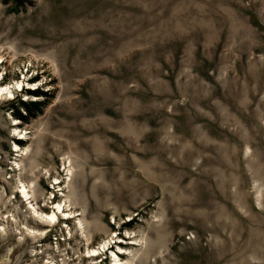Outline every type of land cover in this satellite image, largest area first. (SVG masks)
Returning <instances> with one entry per match:
<instances>
[{
  "label": "rangeland",
  "instance_id": "rangeland-1",
  "mask_svg": "<svg viewBox=\"0 0 264 264\" xmlns=\"http://www.w3.org/2000/svg\"><path fill=\"white\" fill-rule=\"evenodd\" d=\"M0 88V264H264V0H0Z\"/></svg>",
  "mask_w": 264,
  "mask_h": 264
},
{
  "label": "bare ground",
  "instance_id": "bare-ground-1",
  "mask_svg": "<svg viewBox=\"0 0 264 264\" xmlns=\"http://www.w3.org/2000/svg\"><path fill=\"white\" fill-rule=\"evenodd\" d=\"M6 91H7V93H11L10 91H9V89L8 88H6L5 89ZM5 91V92H6ZM4 92V89H2V88H0V94L1 93H3ZM19 191H17V192H20L21 193V195H22V197H24L25 199H26V201H28V204L30 205V209L32 210V212L34 213V214H36L38 217H39V219H40V223H42V225H47L48 227H51L52 225H54V224H56L58 221H59V219H58V217H57V215L54 213V212H52L51 214H46V215H44V214H39L36 210H35V208H34V206L32 205V200L34 201V199H32L31 198V196H30V194H29V191H28V189H29V187H28V189H27V187L25 186V184H23L22 182L20 183V186H19ZM56 209H57V211L58 212H62V215H64V217H65V220L66 219H69L70 217H72V213H67L66 214V212L63 210V206L60 204V205H57V207H56ZM31 212V213H32ZM37 218V217H36ZM38 223V222H37ZM59 223V222H58ZM80 225V224H79ZM56 226V225H55ZM53 227V226H52ZM24 229H25V231H26V234L30 237V238H32V239H34V240H36V239H38V238H42L43 236H45V230H42V231H39V230H33V229H29V228H26V227H24ZM97 252H95V251H93L92 252V255L90 256V257H94V255L96 254ZM120 253V252H119ZM118 253V254H119ZM114 256V255H113ZM115 257V262H114V264H122V263H120V260H119V258H118V256H114Z\"/></svg>",
  "mask_w": 264,
  "mask_h": 264
},
{
  "label": "trees",
  "instance_id": "trees-1",
  "mask_svg": "<svg viewBox=\"0 0 264 264\" xmlns=\"http://www.w3.org/2000/svg\"><path fill=\"white\" fill-rule=\"evenodd\" d=\"M29 95H33L36 97L43 96V93L41 92H27ZM20 108L17 109V111H14L13 114L15 117L20 121H28L29 118H35L36 114L40 112V107L42 106L41 103L38 102H24L19 101ZM25 115L23 116V113Z\"/></svg>",
  "mask_w": 264,
  "mask_h": 264
}]
</instances>
